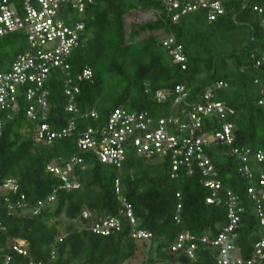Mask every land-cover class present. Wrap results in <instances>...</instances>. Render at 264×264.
Wrapping results in <instances>:
<instances>
[{"label":"trees","instance_id":"trees-1","mask_svg":"<svg viewBox=\"0 0 264 264\" xmlns=\"http://www.w3.org/2000/svg\"><path fill=\"white\" fill-rule=\"evenodd\" d=\"M224 12L208 20V9H198L173 21L159 0H95L82 14L85 29L80 45L70 55V77L79 87L75 94L76 112H68V98L63 89L64 73L56 70L43 85L48 90L47 122L60 130L74 117L75 131L51 144L36 143L34 123L26 116L32 104L22 93L19 110L3 112L0 135V241L4 253L13 256L9 243L23 240L28 257L18 255L22 262L29 259L54 264H219V246L197 240L198 248L190 258L170 247L178 234L187 231L198 239L215 240L229 225L227 192L239 199L240 220L230 241L237 253L249 259L255 244L263 235L258 215V202L248 189L264 193L260 177L264 161L256 154L264 151V64L256 65L264 53V0H219ZM154 14L149 22L137 23L128 30L126 17L134 11ZM165 34L174 37L186 55V68L175 62L162 45ZM27 36L13 32L0 38V72L8 71L20 54L28 51ZM89 67L92 80L81 79ZM222 81L227 83L213 90V99L223 101L228 110L225 118L204 116L203 129L218 130L224 122L233 125L231 145L213 142L206 151L220 180L214 203L207 199L213 190L204 184L197 167L180 168L172 177L169 158L157 159L139 154L130 148L120 169L101 163L93 153L78 149L79 134L89 127H102L117 107L148 111L154 116L169 113V103L152 98L157 90L184 85L191 100L201 99L205 91ZM151 92H146V90ZM96 111V116L89 115ZM11 113L10 118H7ZM233 147L250 149L244 163L231 153ZM79 155L86 166L76 173L80 188L58 190L52 203L34 213L38 201L47 200L61 181L48 171L50 164H63ZM247 165L250 174L241 168ZM17 180L16 192L2 190L6 179ZM120 181V194L115 181ZM177 194L180 196L178 197ZM24 196V199L21 196ZM119 195L131 204L137 228L152 236L136 239L131 226L120 216ZM8 201H7V199ZM10 204L13 207L9 208ZM181 204V222L174 219ZM89 211V218L83 212ZM120 216L121 229L107 235L95 233L91 224L100 218ZM52 255L54 258H52Z\"/></svg>","mask_w":264,"mask_h":264},{"label":"built area","instance_id":"built-area-1","mask_svg":"<svg viewBox=\"0 0 264 264\" xmlns=\"http://www.w3.org/2000/svg\"><path fill=\"white\" fill-rule=\"evenodd\" d=\"M171 15L173 21L181 16L198 9H208V20L213 21L223 14L224 9L219 0H159ZM95 0H0V38L13 32H23L27 36L29 49L26 53L18 55L11 68L6 72H0V116L3 112L18 111L20 106L18 96L25 95L30 104L26 109V116L34 123L32 128L33 139L36 143L51 144L55 139L70 136L76 129L74 117L68 119L67 125L60 130H53L47 122L49 102L48 90L43 86L57 69L64 73L63 89L68 102L66 110L76 112L74 103L75 94L79 87L73 84L70 75V63L68 59L72 52L80 45L81 32L85 29L82 14L87 5ZM254 10L259 14L264 13V8L255 6ZM142 19H153L154 14L148 11H135ZM264 24V20H263ZM161 43L172 56L175 62L186 68V55L180 44L174 45V37L165 34L161 37ZM264 64V53L256 61L257 66ZM93 71L86 67L81 73V79L92 80ZM227 83L219 81L214 87H210L201 99L196 101L189 98V92L184 85L174 88L157 90L152 94L153 100L158 103H169V113L163 116H154L148 111L127 110L117 107L109 114L106 124L102 127H89L79 134L77 147L80 151L91 152L101 163L114 165L120 169L126 160V153L130 148L139 154H145L157 159L169 158L172 166V177L176 172L186 167L191 172L197 167L204 176V184L213 190V196L207 199L208 203H214L218 190L221 188L220 180L215 178V167L206 154L207 148L213 143L231 145L234 142L233 125L224 122L218 130L203 129L204 116L217 115L225 118L230 110L223 101L213 99V90ZM146 92H151L149 89ZM264 92V85H263ZM260 103H264L262 98ZM8 113L7 118H10ZM96 111L89 115L95 117ZM3 119L0 117V135ZM244 163L249 160L250 149L233 147L231 150ZM258 161H264V151L256 154ZM84 170L86 166L79 155L71 156L63 164H50L48 171L57 176L61 181L59 187L54 189L47 200H40L34 213L52 203L57 191L62 189L71 191L80 188V182L76 173L77 169ZM246 174H250L247 165L241 168ZM120 181L116 179V192L120 194ZM260 184L264 185V174L260 177ZM2 190L16 192L18 183L16 179L9 178L3 182ZM256 188L250 187L248 191L258 202V215L263 225V235L255 244L252 256L245 260L235 250L230 238L240 220L238 212L239 199L230 191L227 192L229 225L215 240L210 241L204 236L197 238L193 234L184 231L178 234L176 241L171 245L172 252H184L190 258L195 255L198 248L197 240L201 243L219 246V264H264V193H255ZM179 197L180 195L177 194ZM24 199V196H21ZM7 199V198H6ZM8 201V199H7ZM121 208L119 214L125 217L131 228V236L136 239H147L152 234L142 228H137L131 204L126 197L119 195ZM13 207L10 204L9 208ZM181 204H178L174 217L177 223L181 222ZM91 216L89 211L83 212L84 218ZM120 216H108L100 218L91 224V229L101 235H109L121 229ZM1 236V235H0ZM11 245V246H10ZM13 256L4 253L5 248L0 241V264H47L45 261L27 262L17 260L18 255L28 257L26 243L17 240L9 243ZM52 258L54 256L52 255ZM54 264V263H48Z\"/></svg>","mask_w":264,"mask_h":264},{"label":"rangeland","instance_id":"rangeland-1","mask_svg":"<svg viewBox=\"0 0 264 264\" xmlns=\"http://www.w3.org/2000/svg\"><path fill=\"white\" fill-rule=\"evenodd\" d=\"M152 19V18H151ZM151 19H142L137 13L133 12L131 15L126 17L127 29L130 30V26L137 24V23H145L149 22ZM141 257L132 261V264H140Z\"/></svg>","mask_w":264,"mask_h":264},{"label":"water","instance_id":"water-1","mask_svg":"<svg viewBox=\"0 0 264 264\" xmlns=\"http://www.w3.org/2000/svg\"><path fill=\"white\" fill-rule=\"evenodd\" d=\"M126 27H127V23H126ZM132 26H130V29H131Z\"/></svg>","mask_w":264,"mask_h":264},{"label":"clouds","instance_id":"clouds-1","mask_svg":"<svg viewBox=\"0 0 264 264\" xmlns=\"http://www.w3.org/2000/svg\"><path fill=\"white\" fill-rule=\"evenodd\" d=\"M136 11H140V10H136ZM135 12V11H134Z\"/></svg>","mask_w":264,"mask_h":264}]
</instances>
